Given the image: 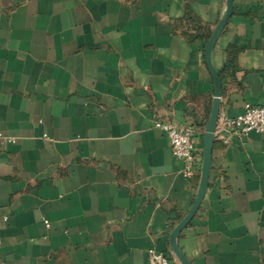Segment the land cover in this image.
<instances>
[{"label":"crops","instance_id":"crops-1","mask_svg":"<svg viewBox=\"0 0 264 264\" xmlns=\"http://www.w3.org/2000/svg\"><path fill=\"white\" fill-rule=\"evenodd\" d=\"M226 2L0 0L3 262L146 264L155 250L180 264L169 237L200 170L181 176L155 123L191 126L202 162L204 50ZM209 59L218 116L264 107V0H232ZM175 243L190 264H264L263 135L214 139Z\"/></svg>","mask_w":264,"mask_h":264},{"label":"built area","instance_id":"built-area-1","mask_svg":"<svg viewBox=\"0 0 264 264\" xmlns=\"http://www.w3.org/2000/svg\"><path fill=\"white\" fill-rule=\"evenodd\" d=\"M155 127L165 132L169 148L176 161L181 164V176L186 179L194 177L200 170L201 155L196 149L195 130L191 126L179 124L155 123ZM264 136V107L246 103L243 111L230 117L227 114L218 116L214 139L227 146L235 140H244L250 133ZM0 141L12 143L0 133ZM46 227L48 223L45 222ZM2 240L0 236V264ZM146 264H172L170 258L162 252L149 250Z\"/></svg>","mask_w":264,"mask_h":264},{"label":"water","instance_id":"water-1","mask_svg":"<svg viewBox=\"0 0 264 264\" xmlns=\"http://www.w3.org/2000/svg\"><path fill=\"white\" fill-rule=\"evenodd\" d=\"M231 11H232V0H227L223 19L217 24V26L213 30L209 40L205 45L204 60L213 80L214 94H213L210 116L202 137L203 151H202V162L200 167V181H199L198 190L196 192L190 210L183 218V220L174 228V230L171 232L169 237L171 252L177 258L180 264H190V263L183 257V255L177 249L175 243L176 238L178 237L181 230L191 221L204 196L205 189L207 186L208 176H209V170H210L211 153L214 142V132L216 129V124L219 114V98L221 96V81L217 72L213 69V67L210 64L209 56L220 32L224 28L231 14Z\"/></svg>","mask_w":264,"mask_h":264}]
</instances>
